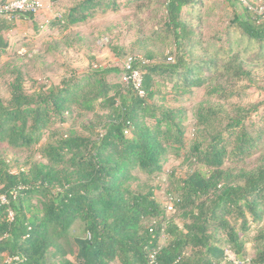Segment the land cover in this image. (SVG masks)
I'll return each instance as SVG.
<instances>
[{"label":"trees","instance_id":"1","mask_svg":"<svg viewBox=\"0 0 264 264\" xmlns=\"http://www.w3.org/2000/svg\"><path fill=\"white\" fill-rule=\"evenodd\" d=\"M6 1L0 0V5ZM120 1L82 0L60 22L67 27L81 25L97 11L120 10ZM198 3L202 1L166 0L155 27L147 24L145 31L140 30L134 45L146 47L156 41L166 49L167 40L170 48L169 55L148 50L144 56L127 57L142 73L143 97L124 81L108 79L113 72L123 75L124 69L90 66L82 76L36 93L26 91L17 73L10 100L0 98V142L12 148L39 144L45 131L66 123V115L75 108L94 112L99 105L109 112L99 116L89 135L71 130L48 143L41 151L47 162L36 163L28 172L14 173L6 162L0 163V264H146L153 254L156 264H237L221 243L238 264L245 261L243 235L251 222L264 218V159L234 176L224 168L227 159L245 157L256 147V138L237 144L226 134L243 129L258 104L251 105L246 114L242 108L232 114L220 104L198 107L190 151L206 170L182 178L179 195L172 198L175 212L184 210L183 229L162 222L165 208L155 199L152 187H134L138 177L133 171L149 176L161 173L170 150L178 152L184 144L182 111L157 102L155 98L164 93L161 87L171 83L175 92L189 93L211 86L207 94L223 100L239 93L227 85V79L253 81L252 72L245 68L246 54L256 52L257 60L264 57V15L247 6L236 12L226 31L225 47L219 45L220 34L212 44L205 42L185 18L186 8L194 10ZM133 4L129 0L124 7ZM157 4L149 0L137 6L145 10L153 5V10ZM17 15L34 18L37 13L9 16L0 12V56L8 48L4 32L13 28L8 19ZM229 216H235L239 224ZM77 222L83 231L73 238L78 248L73 254L64 250L61 240L71 237ZM163 232L169 240L160 246ZM258 259L264 264V249Z\"/></svg>","mask_w":264,"mask_h":264},{"label":"rangeland","instance_id":"2","mask_svg":"<svg viewBox=\"0 0 264 264\" xmlns=\"http://www.w3.org/2000/svg\"><path fill=\"white\" fill-rule=\"evenodd\" d=\"M81 1L40 0L42 7L34 18L21 15L9 17L8 20L11 21L13 28L4 32L8 48L0 56V98L5 102L10 100L11 84L18 72L23 78L26 91L36 93L44 88L60 86L64 79L80 77L89 71L90 66L122 70L129 55L144 56L148 50L156 52L161 50L165 55H169L170 48L167 40L166 49H161V45L156 41H150L146 47L142 44L134 45L141 29L145 31L147 24L155 27L160 21L165 12L163 8L166 0H154L158 4L153 10L151 9L153 5L145 10L137 6L138 3L149 0H132L134 4L125 7L129 0H121L120 10L106 13L97 11L93 18L81 25L67 27L60 22L65 13ZM201 1L202 5L198 3L197 6H200L194 10L186 8L185 18L190 19L196 26L198 31L196 34H200L205 42L212 44L214 37L220 34L219 45L227 47V28L234 14L242 11L246 5L241 1L230 0ZM251 1L258 4L264 3V0ZM245 61V68L252 72L253 81L239 82L231 78L226 80L229 87L239 91L237 95L223 100L210 97L206 91L211 86L194 88L189 93H177L172 90L171 83H166L165 87H161L164 93L155 98L160 104L182 111L185 128L182 148L178 152L170 150L163 162L161 173L149 176L133 171V174L138 177L134 187L139 184L152 187L155 191V199L165 208L162 222H172L184 228L186 224L184 210L178 208L175 212V210L168 211L167 208L169 203L171 205L174 203L171 198L179 195L178 187L182 178L188 177L196 170H206L202 164L193 160L190 151L197 133L196 112L201 104H207V106L220 104L232 114L238 113L240 108L246 114V110L251 105L258 104V110L253 111L246 118L243 129H238V133L235 134H226L231 142L237 144L240 140L255 137L256 147L249 150L243 158L230 157L224 168L232 170L234 176L238 177L241 170L253 169L264 159V57L257 60L256 52H250L246 54ZM122 76L120 72H113L108 79L114 83H121ZM107 112H109L107 109L99 105L94 112H84L75 108L73 112L66 115V123L52 126L50 130L45 131L40 143L30 148H12L6 142H0V163L6 162L14 173L28 172L36 163L47 162L41 151L48 143L54 142L60 135L67 134L71 130L89 135L91 133L89 129L98 124L99 116H105ZM147 122L150 125L155 123L154 120H147ZM36 201L35 198L34 202ZM229 218L233 223L239 224L235 216L232 218L229 216ZM154 224L155 222L148 223V225ZM82 231V224L77 222L73 225L71 237L61 240L66 252L77 253L78 248L73 238L82 235ZM224 237L225 234H222L221 240ZM243 238L246 240L245 261L241 264H259V252L264 249V218L258 223L251 222ZM168 240L167 232H163L159 238V245H165ZM221 246L226 250L227 256L228 253L229 255L232 253L227 251V245L221 243ZM229 259L239 263L236 258L232 259L229 256ZM112 264L120 263L115 261Z\"/></svg>","mask_w":264,"mask_h":264},{"label":"built area","instance_id":"3","mask_svg":"<svg viewBox=\"0 0 264 264\" xmlns=\"http://www.w3.org/2000/svg\"><path fill=\"white\" fill-rule=\"evenodd\" d=\"M242 3H244L250 10L255 12L259 15H264V3L260 2L259 4H253L249 0H239ZM42 5L40 0H7L5 3L0 5V12L7 15H12L17 12H33L38 13L41 9ZM133 59L129 58L126 62V65L124 67V73H123V81L131 85L141 97L145 96V91L143 88V76L139 69L135 68L133 66ZM2 203L7 202L6 196H3L1 198ZM172 200V198H171ZM168 211L174 210V206L169 203ZM234 254L231 253L230 256L232 259ZM157 260L155 255H151L149 262L146 264H156Z\"/></svg>","mask_w":264,"mask_h":264}]
</instances>
